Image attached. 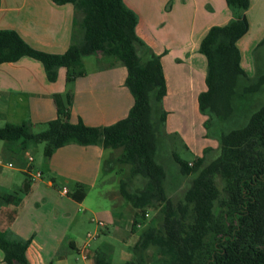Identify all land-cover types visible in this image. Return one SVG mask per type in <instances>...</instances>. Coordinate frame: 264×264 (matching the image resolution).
<instances>
[{
  "label": "trees",
  "instance_id": "16d2710c",
  "mask_svg": "<svg viewBox=\"0 0 264 264\" xmlns=\"http://www.w3.org/2000/svg\"><path fill=\"white\" fill-rule=\"evenodd\" d=\"M52 1L73 4L82 12V39L64 53H47L30 46L16 31L0 29V65L30 57L42 63L50 82L57 81L61 68L71 81L85 73V57L101 55L126 67L125 85L134 105L126 118L97 128L82 121L71 123L56 95L57 117L46 123L45 131L33 132L29 121L7 122L0 128V142L20 152L44 144L46 158L69 144L122 149L118 160L103 162V170L110 173L117 163L126 164L130 177L146 180L144 187L134 190L129 189L130 178L120 182V194L134 211L132 231L146 221L149 210L159 209L162 216L160 226L151 222L140 234L134 259L124 264H264V104L250 114L244 127L221 135V153L211 163L204 165L202 156L190 166L175 157L180 173L193 178L182 198L172 199L165 167L157 161L159 136L168 116L163 107L167 82L160 58L140 55L144 44L136 33L137 14L125 0ZM225 2L232 19L211 27L199 46L207 61V89L199 94L198 105L207 129L229 121L237 99L245 102L264 90V72L256 68L250 77L241 66L237 45L249 32L251 0ZM263 43L264 39L254 51ZM30 189L27 180L20 193L0 194V204L18 203ZM74 196L82 201L84 190L78 188ZM28 246L29 241L14 239L0 229L4 264H29ZM94 260L113 264L104 252Z\"/></svg>",
  "mask_w": 264,
  "mask_h": 264
},
{
  "label": "crops",
  "instance_id": "0c3cea01",
  "mask_svg": "<svg viewBox=\"0 0 264 264\" xmlns=\"http://www.w3.org/2000/svg\"><path fill=\"white\" fill-rule=\"evenodd\" d=\"M125 2L139 18L136 33L144 44L140 55L154 54L162 62L167 82L164 109L169 112L165 106L167 100L181 95L187 86L190 94L198 98L207 89V61L199 52V46L211 27L224 26L232 19L225 0ZM262 2L264 0H251L247 11L249 32L237 44L241 66L250 77L255 75V62L250 55L264 39V20L256 34L248 38L252 28L251 13ZM82 19V12L73 4L57 5L52 0H0V29L16 31L30 46L47 53H64L74 42H79L83 36ZM84 68L85 73L71 81H67V70L61 68L57 81L50 82L42 63L30 57L1 64L0 120L46 125L57 117L56 95L67 108L71 123L82 121L90 127L104 128L126 118L134 105V97L125 85L126 67L101 56L91 67L84 62ZM196 87L200 90L198 95H194ZM107 151L110 149L97 145H66L50 158L45 157L48 178L41 170L37 172H41L42 177L34 178L29 170L34 168L35 158L31 164L26 158V153L33 152L32 148L15 153L0 142V158L6 157L17 164L9 167L11 162L0 161V194L20 193L24 183L31 182L29 193L23 194L20 202L0 204V229L14 239L29 241V264H77L78 251L91 233L86 231V221L95 212L88 207V194L84 191L85 198L80 201L74 196L78 188L71 190L68 185L74 183L80 189L84 188L82 186H89L90 191L96 189ZM9 168L22 172L24 177L3 171ZM113 177L105 180L108 186L115 183ZM57 181L63 186L58 188ZM64 189L67 194L63 193ZM111 192L109 190L110 195ZM120 211L124 212V208L120 207ZM103 214L107 216L106 227L102 230L95 222L93 232L98 234L95 242L100 238L99 232L113 236L109 229L113 226L118 243L128 246L129 233L134 235L136 231L130 227L129 232L128 226L126 229L121 226V221H125L121 220V214L113 210ZM127 216V225L129 220L132 224L133 215ZM138 239L133 241V247ZM91 246L94 262L98 252H104L112 261L115 248L106 239L95 248ZM118 254L125 263L133 260L124 249H119ZM0 264H4L1 250Z\"/></svg>",
  "mask_w": 264,
  "mask_h": 264
},
{
  "label": "rangeland",
  "instance_id": "374dc122",
  "mask_svg": "<svg viewBox=\"0 0 264 264\" xmlns=\"http://www.w3.org/2000/svg\"><path fill=\"white\" fill-rule=\"evenodd\" d=\"M251 20V35H249L248 38L256 34L259 26L264 20V2L258 6H255L251 13ZM100 57L101 55L97 54L90 55L84 58V62L86 63L87 67H91L92 65L98 63V59ZM250 57L254 59L255 62V73L257 69L260 72H264V43L256 51L252 52ZM179 73L181 75L182 70ZM185 74L187 75L188 73L186 72ZM188 76L189 75H187V79ZM189 91V86H187L186 90L181 91V95H178L177 97L172 96L167 100L165 106L169 111L167 112L168 123L163 128L158 142L157 161L165 167L167 191L169 196L175 200L182 198L184 191L189 187L190 181L193 178V176H184L180 173V167L177 164L175 157H179L185 162H189L190 166L197 158L202 156H205L204 165L211 163L221 153V135L228 133L233 129L244 127L248 122V117L250 114L264 104V90L262 93L246 98V103L243 101L240 102V100L237 99L235 102V112L233 113L232 118L229 121L221 122L220 124L216 123L213 125V127L207 129L204 126L206 117L199 109L198 98L197 96L194 97L191 95ZM199 91V88L196 87L194 89V95H198L197 93ZM6 123L7 122L0 120V128H2ZM46 128V125L32 126V130L35 133L45 131ZM32 150L33 152L31 155L35 158L34 168L31 170L32 173L35 174L38 170H41L44 171L45 177L48 178V173L44 162V144L32 147ZM13 151L15 153H20V151L17 150ZM121 154L122 149L107 151L105 153V160L114 159L116 161ZM0 161L7 164L11 162L14 167L17 165L6 157L0 158ZM3 171L8 174L13 172L20 177H24L22 172L12 170L11 168L5 170L3 169ZM111 177L114 178L115 183H112L108 186L105 180ZM129 178V189L131 190L142 188L146 183V180L142 177H130L129 165L117 163L116 169L110 173H106L102 167V172L99 177V185L96 189L90 191L89 186H82L84 187L83 190L88 194V207H90V209L94 210L95 212V214L91 215L90 220L86 221V231L90 230L91 233H94L93 230L95 229L96 224L95 221H92V219L104 222L107 220V216L103 213L106 210H113L116 214H121V220H125L123 222L121 221V226L124 229H126V226H128L127 229L130 232L131 223L129 220L127 225L126 218L128 217L127 215H131L132 217V215H134V211L131 205L126 202L120 194L121 180ZM56 186L59 188L62 187L63 184L61 181H57ZM78 186L74 183L68 185L71 190L79 188ZM219 187L222 189V184H219ZM109 190L112 191L111 195ZM120 207L124 208V212H126L127 215L123 211H120ZM151 222L157 226L161 225L162 216L159 209L149 210V216L147 217L146 221L138 227L136 234L132 235V233H129L130 237L128 240L130 242L128 246L127 244L121 245L118 243L117 239L114 237V232L116 229H114L113 226H109L110 233L113 236L99 232V240L95 242V240L98 238L97 237L95 240L91 241V245H93L95 248L98 242L106 239L115 248L112 258L113 263L123 264L125 261L120 257V254H118L119 249L128 251L132 256V259H134L135 254L133 251V241L140 236V234L149 226ZM102 230H104V228H102ZM152 253L153 252L150 251L149 254ZM77 258V264L86 263L79 258L78 254Z\"/></svg>",
  "mask_w": 264,
  "mask_h": 264
},
{
  "label": "built area",
  "instance_id": "2783aa9c",
  "mask_svg": "<svg viewBox=\"0 0 264 264\" xmlns=\"http://www.w3.org/2000/svg\"><path fill=\"white\" fill-rule=\"evenodd\" d=\"M26 158L29 164H31L33 162V156L30 153H26ZM9 167H13V164L10 163L8 164ZM30 173H32L31 170H29ZM42 177V173L41 172H36L34 174V178H41ZM63 193L67 194L68 191L67 189L63 190ZM96 224L98 227L100 228H104L106 227V224L103 221H97L95 220ZM98 237V234L96 233H88L86 236V240L87 242L85 243V245L78 251V256L81 260L85 261V262H89L90 264H95L92 256L90 254V247H91V241L95 240Z\"/></svg>",
  "mask_w": 264,
  "mask_h": 264
}]
</instances>
